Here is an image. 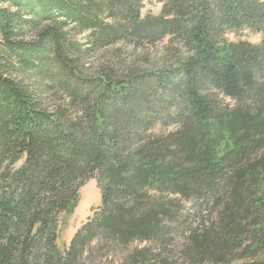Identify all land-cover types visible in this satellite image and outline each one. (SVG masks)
Instances as JSON below:
<instances>
[{"label": "trees", "instance_id": "1", "mask_svg": "<svg viewBox=\"0 0 264 264\" xmlns=\"http://www.w3.org/2000/svg\"><path fill=\"white\" fill-rule=\"evenodd\" d=\"M158 1L0 0V264H264V0Z\"/></svg>", "mask_w": 264, "mask_h": 264}, {"label": "rangeland", "instance_id": "2", "mask_svg": "<svg viewBox=\"0 0 264 264\" xmlns=\"http://www.w3.org/2000/svg\"><path fill=\"white\" fill-rule=\"evenodd\" d=\"M163 4L158 0H142L141 2V12L142 16H146L148 14L158 15L162 11ZM72 25V24H71ZM74 26L72 25V28ZM76 28L71 30L73 35V40L80 42L83 47H87L88 45V33L89 30L81 31L77 26ZM245 40H249L252 43H259L261 41L262 35L260 33H254L252 31H245L241 35ZM231 39H236L232 34L230 35ZM167 41L160 44L157 48H149V49H141V48H133L124 42H119L115 45L108 46L97 52H91L84 59V63L86 67H89L92 63H94L99 57L115 59L119 57L120 62H128L133 60L134 58H138L141 55H149L151 60H159L162 48L165 46ZM110 53L112 57H110ZM27 85L31 88V90L36 91V94H39L38 84L42 85L41 80L28 79L26 80ZM48 102L54 106L65 105V99L62 96L53 97L52 95H47ZM22 160H20L17 164H15L12 169H17ZM101 204V189L99 183L96 179H91L88 183L81 189L80 197L78 201V205L74 212L67 217L65 223L61 225L59 240L58 243L62 248H67L75 235L78 229L88 221V219L94 214V210ZM146 245L145 243L137 242L131 246V249L136 247H141ZM124 256L123 253H117L116 255L109 257L108 262L112 261V257H114L115 261L119 262L120 259ZM105 260V259H103Z\"/></svg>", "mask_w": 264, "mask_h": 264}]
</instances>
